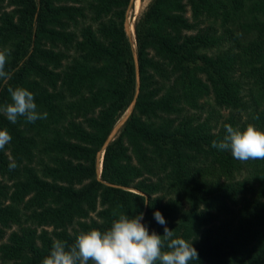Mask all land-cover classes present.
Returning a JSON list of instances; mask_svg holds the SVG:
<instances>
[{
	"label": "trees",
	"instance_id": "obj_1",
	"mask_svg": "<svg viewBox=\"0 0 264 264\" xmlns=\"http://www.w3.org/2000/svg\"><path fill=\"white\" fill-rule=\"evenodd\" d=\"M130 2L0 0V109L23 87L48 114L0 111V264H42L55 240L141 213L193 241L190 264H264V159L211 146L226 124L264 131V0H150L134 44ZM133 55L135 104L103 149L135 97Z\"/></svg>",
	"mask_w": 264,
	"mask_h": 264
},
{
	"label": "clouds",
	"instance_id": "obj_2",
	"mask_svg": "<svg viewBox=\"0 0 264 264\" xmlns=\"http://www.w3.org/2000/svg\"><path fill=\"white\" fill-rule=\"evenodd\" d=\"M9 55V49L0 50V81L4 83L12 78V74L5 70ZM8 92L11 103L0 109L8 121L15 124L21 116L29 123L47 118L46 112L37 111L32 92L23 87L8 88ZM225 130L222 140L212 142L213 148L230 150L232 157L241 162L264 159V131L253 124H248L243 131L226 124ZM11 140L7 129L0 130V150ZM15 167V163H10V169ZM144 202L147 205V197ZM142 219V213L134 217L120 214L108 230L81 232L71 246L55 240L50 255L43 259L42 264H190L191 261L199 260L193 241L173 239V231L167 227L164 228L163 236L155 231L150 234ZM154 219L161 225L166 224L159 211L154 213Z\"/></svg>",
	"mask_w": 264,
	"mask_h": 264
},
{
	"label": "water",
	"instance_id": "obj_3",
	"mask_svg": "<svg viewBox=\"0 0 264 264\" xmlns=\"http://www.w3.org/2000/svg\"><path fill=\"white\" fill-rule=\"evenodd\" d=\"M133 4H134V0H131L130 6H133ZM126 15L128 17V13ZM128 21L129 20L126 19V21L124 22V28H125V32H126L127 37L131 40L130 33H129V30H128V27H129V22ZM134 21H135V19H134ZM134 21H133V32H132L133 33V36H134ZM133 59H134L135 70H136V91H135V97L133 99V102H132V104L130 106V109L127 112V114L122 119H120L115 124V126L113 127L110 135L108 136V138L106 139V141L104 142V144L102 146L103 149L109 144V142L113 139V137L120 131L121 127L124 125L125 121L130 116V114L132 112V109H133V106L135 104V98H136V95H137V93L139 91V70H138L137 59H136V56L135 55H133ZM99 167L101 168V159H100V162H99ZM108 185L109 186H115V185H111V184H108Z\"/></svg>",
	"mask_w": 264,
	"mask_h": 264
},
{
	"label": "rangeland",
	"instance_id": "obj_4",
	"mask_svg": "<svg viewBox=\"0 0 264 264\" xmlns=\"http://www.w3.org/2000/svg\"><path fill=\"white\" fill-rule=\"evenodd\" d=\"M150 2V0H134V4L133 6H130L129 9H128V17H127V20H129V33L131 31V27H133V21L134 19H136V17L141 13L143 12V10L146 8L147 4ZM131 18V19H130ZM132 34V32H131ZM133 43H134V37H133V34L130 36ZM130 109V108H129ZM129 109L124 113V115L120 118L122 119L126 114L127 112L129 111Z\"/></svg>",
	"mask_w": 264,
	"mask_h": 264
},
{
	"label": "bare ground",
	"instance_id": "obj_5",
	"mask_svg": "<svg viewBox=\"0 0 264 264\" xmlns=\"http://www.w3.org/2000/svg\"><path fill=\"white\" fill-rule=\"evenodd\" d=\"M129 30V29H128ZM131 32H133V27H131V31H130V36L133 34H131ZM131 41H132V39H131ZM133 42V41H132ZM134 44V43H133Z\"/></svg>",
	"mask_w": 264,
	"mask_h": 264
}]
</instances>
